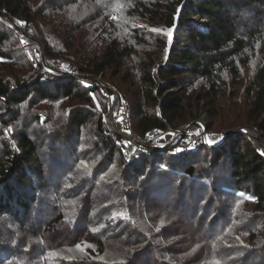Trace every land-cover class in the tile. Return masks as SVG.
<instances>
[{
    "label": "trees",
    "instance_id": "obj_1",
    "mask_svg": "<svg viewBox=\"0 0 264 264\" xmlns=\"http://www.w3.org/2000/svg\"><path fill=\"white\" fill-rule=\"evenodd\" d=\"M59 1L65 12L62 16L56 13L52 20L48 19L49 8L34 9L29 0H0V106L6 111L0 112V122L8 126L18 120L20 106L27 101L66 99L75 103L57 115L29 111L32 122L49 138L45 149L27 131L14 141L3 142L0 264H140L148 252H157L160 264H253L257 259L264 264V243L259 253H253L257 248L241 237L252 234L245 229L248 220L240 224L230 204L241 196L251 197L256 202L253 221L254 212L264 208V157L249 137L230 136L219 148L209 149L213 157L202 163L193 162L192 155L170 156L159 149L151 155L138 152L129 161L122 139L104 128V117L111 111L103 93L118 95L117 112L124 103L129 104L133 130L142 137L156 129L177 131L195 117L197 104L203 103L202 108L216 121L221 86L227 78L233 88L238 86L244 70L258 61L257 71L245 87V113L249 128L261 132L264 151V0H188L170 53L168 34L185 0ZM57 4L55 0L50 6ZM114 7L118 11L110 20ZM88 8L92 12L78 18ZM131 20L164 28L160 62L152 55L148 63L140 62L143 76L134 107L122 90L135 85V79L125 75L130 71H123L126 60L152 35L146 28L132 27ZM107 23L106 31L121 26L120 35L102 52L88 49L93 34L86 35V25L103 28ZM17 37L44 49V58L37 51L29 57V72H36L34 81H30L32 75L15 70L21 60L7 53L9 41ZM63 65L74 67L90 80L101 77L105 89L86 87L80 79L62 73ZM197 81L205 83L199 90L194 87ZM142 101L144 106L156 105V110L144 111ZM91 117L97 119L96 149L110 147L95 169L83 166L91 149L79 151L73 144L70 149L71 139L87 127ZM0 134L5 135L1 127ZM63 143L70 146L66 154L57 149ZM50 146L54 149L44 160L43 153ZM169 156L177 161L168 162ZM48 159L51 163L46 171ZM117 163L122 172L108 175ZM61 170L63 177L56 179ZM100 173L108 176L101 180ZM73 183L75 187H69ZM97 186L109 191L107 199L93 196ZM19 190L28 191L19 194ZM111 214H122L116 226L107 223ZM242 226L240 239L229 236Z\"/></svg>",
    "mask_w": 264,
    "mask_h": 264
},
{
    "label": "rangeland",
    "instance_id": "obj_2",
    "mask_svg": "<svg viewBox=\"0 0 264 264\" xmlns=\"http://www.w3.org/2000/svg\"><path fill=\"white\" fill-rule=\"evenodd\" d=\"M53 1H55V0H29L31 6L34 9H39L40 7L49 8L50 10L47 12V15H48V19H52V20H53V18H51V17H53V15H56V13H58L62 16L63 12H65V10L62 11L63 8L60 9V6L63 7V5H62V2H60L59 0H58V4L55 5L54 8H51L50 3ZM113 1L119 2V0H113ZM104 3H105V0H104ZM95 5H97V2H95ZM88 10L90 12H92V9L88 8L78 18L83 17ZM117 11H118V9L116 7L111 9L112 14H111L110 20L114 19V15H115V13H117ZM109 13H110V11H109ZM128 22L132 27H140V28L148 29V31L152 35L151 38H147L146 43H144V45L141 46V48L139 49V51L135 55L136 57L134 56L132 59L126 60L127 66H125L124 71H123L125 73L127 71H130V73H127L125 75H131L132 74L133 79H135V85H129L128 88L122 90V92L126 93L128 100L133 104V107H134L137 105L136 104L137 98L135 96L140 95L139 91H141V89L139 88L140 87V78H142V76H143L142 72L140 71V69L142 68L141 63L142 62L148 63L149 55L156 57V63L157 64L160 62L159 57H163L164 50L160 46V42H161L160 35L162 34V32H164V28L158 27L156 25H153L151 22H147L144 20L143 21H135V20L132 21L131 20ZM22 24L25 26V23H22ZM76 25H78V23H76ZM43 27L45 28V26H43ZM107 27H108V23L103 28H100L99 26L94 25V24H91V25L87 24L86 25V28H85L86 35H88L90 33L93 34V37H92V44L93 45L91 46V44H89L88 49L95 48L97 51L102 52L105 45L107 43H109L113 38L118 37L120 35V31H121L120 29H123L120 26V28H118V30L106 31ZM170 35H171V31L168 34V41H170ZM81 37L84 39V36H81ZM9 44H10V46L8 48L9 52H7V53L12 56V59L21 60V63L18 64V67H16L15 70H20L21 73L32 75V76L34 74H36V72H29V69H30V67H29L30 62H28L29 57H30L32 51L33 52L37 51V55L40 56V53H41V57L44 58L43 47L40 46L39 50H38L37 49L38 47L36 46L35 43L31 42L29 44L26 41L23 42V40H21V38H18V37H17V39L12 38L9 41ZM168 44H169V42H168ZM167 51H169V49ZM146 52H148L149 54L148 55L145 54ZM166 55H167L166 58H168V54H166ZM33 63L36 66L34 61H33ZM258 64H259L258 61H253L252 64L250 65V67L248 69L244 70V72H243L244 74L242 76V81L235 88H233V85L230 84V82H229L230 79H228V78L226 80V83H224L221 86V92H220V96L218 98V107H217V112H218L217 115L218 116L216 117V119H217L216 121L213 120L211 118V116L209 115V113L202 108L203 103L197 104L193 108V112L195 113V117L186 126L179 125L178 128H176L177 131H171V130L165 131L164 132L165 134L162 137L156 138L155 140H153V142H155L156 144H158V142H160L162 144V146H167V145H171L174 142L179 143L181 141V139H183L185 136H188V134H190V133H194V135L197 138V144L194 145V147L199 144V146L197 147L198 149L195 152H189V153H186L185 155H192V156H190L191 160L193 162L198 161L199 163H202L205 160L208 161V158H209V160L212 159L213 152L211 151L209 153V151L212 149L219 148V147L218 146L217 147H208L207 143L204 142V140H203V131H204L203 125L205 124V128L207 130L209 139L213 140L216 138L215 140H213V141H216V143H219L220 141H222L223 137H225V135L228 133H234V132H237L238 130H251V128H249V127H251V125L248 124V121L246 119V113H245V110L247 108V99H246L245 87L248 85V83L254 77L255 72L257 71V68L259 66ZM75 74H77V76H74V77L80 79L81 81H84V79H87L84 75H82L78 72H76ZM123 77L121 78V80L124 82ZM35 78L36 77L33 76V78L30 81H34ZM96 80H97L98 86L103 87L102 78L98 77L95 79V81ZM138 82H139V87L137 86ZM204 84L205 83L202 81H197L194 83V87L197 90H199V89H201L200 87H202ZM205 87H207V86H205ZM103 89H105V88L103 87ZM127 89H128V92H127ZM196 89H194V90H196ZM113 95L115 96V102L112 104H110V102H109L111 112H110V114L108 112L106 114V116L104 117V119H105L104 128L109 129V133H112L110 130L114 131L115 134H117L121 139H123V137L127 134L128 135L134 134V135H136L139 138L144 140L145 136L142 137L139 133H137L133 130L132 123H131V120L129 117V113L131 111V107L129 106V104L124 103L122 105V107L124 105H127L128 109H129L128 115L125 117L123 114V111L121 109H119L118 112L116 110L118 108V106L120 105V98L118 97V95H116L114 93H113ZM117 99H119L118 105L115 108H113ZM74 104L75 103L70 104V101H68L66 99H59V100L54 101V102L36 100L32 104L29 101H27L26 103H24L23 105L20 106L19 110L21 111V117L18 120H14L13 122H10L8 126H4L3 123L0 122V127L2 128V133H5V135L0 134V153L1 154L3 153V142L4 141H6L7 139L14 141L18 134H20L22 132H26V131L29 133V135L32 136V138L34 140H36V143L38 145H42V146H44L46 144L50 145L49 138H46V134H44L43 130L38 129L36 127L37 122H32V120L30 118L29 111H31V112H32V110L38 111V113H43L46 116L50 115L48 113L53 111V113L55 115H57V114H60L62 111H64V112L69 111V109ZM142 109L144 111H148V110L152 111V109L156 110V105L144 106V102L142 101ZM2 111L6 112L4 110V108H2L0 106V112H2ZM236 114H238V116L235 119ZM127 117H128V120L131 124V132L128 130V133L120 129L126 123ZM202 123H203V125H202ZM190 125H191V127L186 132H184V130ZM96 126H97V119L95 117H91L87 127H83L82 129L78 130L76 132V135L71 139V142H70L71 148H70V146L67 145L68 143L67 144L63 143L62 145L58 144L57 149L61 150L65 154L68 152L69 148L73 150L76 147V148H78L79 151L85 150L86 148L91 149L89 152H87L85 154L86 162H83V166L95 169L99 164V160L103 158L102 155L104 153L108 152V150L110 148L108 145L106 146L105 149L102 146H100V148H101V149H99L100 152L96 149V144L98 141V139H97L98 130H96ZM240 126H243V128H240ZM98 129H101V127ZM124 129H126L125 126H124ZM209 129L211 131H209ZM236 129H238V130H236ZM252 130H254V129H252ZM96 131H97V133H96ZM255 132L260 137L261 132L256 128H255ZM229 138L230 137L226 138L224 143L227 142V140ZM81 142L84 145H79ZM251 142L253 143L252 140H251ZM260 143H261V148H262L263 143L261 142V140H260ZM72 144L74 145V148L72 147ZM147 144L149 146H153L151 143H147ZM253 145H254V143H253ZM254 147H255V145H254ZM43 149H45V146L43 147ZM53 149L54 148L50 146L49 150H46V152L43 153L44 160L47 159V157L49 156V153L51 152L50 150H53ZM172 151H174V150H172ZM208 153H209V155H208ZM170 156H172V155H170ZM170 156L168 158V160H170V161H168V162L173 163L174 161H177L176 159H174V161H172L171 159H173V158H171ZM48 161L44 163L45 164L44 170H46V171L48 170L49 165L51 163V160L48 159ZM92 162H94V164H91ZM168 162H166L165 165L169 164ZM204 164H207L206 167L210 166V164H208V163H204ZM220 166L221 165H219V167ZM63 170H66V169L63 168ZM66 171H68V170H66ZM119 172H122L121 166L118 163L113 164L111 166V172L108 175H111L114 173H119ZM51 173L52 172H49L46 175H51ZM61 173H62V170L57 171V173L55 174V178L57 176L59 177L60 175L62 178L64 174L63 173L61 174ZM108 175L105 176L104 174L100 173L99 177L101 180H103ZM110 177H112V176H110ZM50 178H52V181L54 182V180H53L54 177H50ZM56 179H58V178H56ZM135 182H136L135 179H133L132 183L134 184ZM132 183L130 182V184H132ZM74 187H75V183H73V185H71V188H74ZM89 188H90V186H88V189ZM23 191H28V190H23ZM23 191L19 190L18 193L22 194ZM107 192H109V191L101 190V186H97L96 191L95 190L92 191L93 196L98 197V198L100 197L101 200L107 199V197L109 196V194ZM14 193H15V190H14ZM102 201H100L98 203L101 204V203H103ZM255 203L256 202L253 201V199L251 197L246 196V195L241 196L240 201H237L235 203L232 201L230 203L234 212H236V214L239 216L240 224H241V222H243V220H245V222L248 220V223L245 224V229L249 228L251 230L252 234L248 235V233H245V234L241 235L240 233H242V230H243V226H242L239 229L231 231L229 233V236L231 235V237L233 239H235V238L240 239L241 237H244L250 245H253V248H257L253 253H259L260 248H261L259 246L264 243V208L258 209V211L254 212V215L257 217H255V220L253 221V215L252 214H253V210L256 209V207L254 206ZM121 216H122V214H111L109 219L107 220V223H109V221H112L116 226L118 224V220ZM213 216H214V212H212L211 219L213 218ZM104 226H105V223H103L102 227H104ZM250 226H254L255 231H254V229L252 230ZM58 234H62L61 231ZM240 235H241V237H239ZM60 239H63V236H61ZM134 240H135V238H133V241ZM227 241L230 242L231 240H229V238H228ZM62 243H66V242L64 241ZM61 245L65 246L67 244H61ZM156 253L155 252H148L146 254L147 258H145L144 260H141L140 264H160V258L156 256L158 254V253L157 254ZM50 255H52V254H50ZM237 257H239V255L233 256V258H237ZM231 260H233V259H231ZM259 260L260 259L254 260L253 264L254 263L257 264L258 262H261ZM225 264H227V263H225ZM258 264H260V263H258Z\"/></svg>",
    "mask_w": 264,
    "mask_h": 264
},
{
    "label": "built area",
    "instance_id": "obj_3",
    "mask_svg": "<svg viewBox=\"0 0 264 264\" xmlns=\"http://www.w3.org/2000/svg\"><path fill=\"white\" fill-rule=\"evenodd\" d=\"M57 65L60 66V64H57ZM47 70L50 74H53V71H51L49 68ZM61 72L64 74H67L68 76H72V77L77 76V74H75L76 71L74 67L70 65H63ZM82 82L88 88H93L95 86H98L97 80L95 81V80H90V79H84V81ZM103 93L108 98L110 104L115 102V96L113 94H110L106 90H103ZM121 110L123 111V114L126 117L129 112L128 106L124 105L121 108ZM124 126L126 127V129H124ZM120 129L127 133H128V130L131 132V124L128 120V117L126 118V123ZM164 132L165 131L156 129L148 133L145 136L144 140L134 134L125 135L122 139V144H123V151L127 159L131 161L132 157L138 152L151 155L155 149H159L160 151H165V153H168L170 155H175V156L197 151L198 149L197 147L199 146V144L194 147V145L197 144V138L194 135V133L188 134V136H185L183 139H181L179 143L174 142L171 145H167V146H162L160 142H158V144L153 142V140H155L156 138L162 137L165 134ZM147 143H151L153 146H149ZM177 149H181L182 151H177Z\"/></svg>",
    "mask_w": 264,
    "mask_h": 264
},
{
    "label": "water",
    "instance_id": "obj_4",
    "mask_svg": "<svg viewBox=\"0 0 264 264\" xmlns=\"http://www.w3.org/2000/svg\"><path fill=\"white\" fill-rule=\"evenodd\" d=\"M187 1H188V0H185V2H184V3L182 4V6L180 7V9H179V11H178V14H177V16H176V22H175V25L172 27L171 35H170V41H169V53H170V51H171L172 45L174 44V35H175V32H176V30H177V28H178V25H179L180 15H181L182 10H183V8L185 7ZM169 53H168V56H169ZM118 102H119V99H117V101H116V103H115V105H114L113 108H115V107L118 105ZM194 123H195V122H194ZM202 125H203V123H202ZM190 127H191V125L188 126V127L184 130V132H186ZM203 127H204V131H203V140H204L205 143H207V141L209 140V137H208L207 130H206V128H205V124L203 125ZM237 134H244V135L248 136V137L253 141V143H254V145H255V148H256V150L258 151V153L264 157V151H263L262 148H261L260 137H259V135L255 132V130H241V131H237V132H235V133H228V134L225 135V137H223L222 141H220L219 143H216V141H214V143L211 144V145L207 143V146H208V147H217V146H220V145H222V144L224 143V141H225L226 138H228V137H230V136H232V135H237ZM121 135H122V134H121ZM215 139H216V138H215ZM215 139H213V140H215ZM213 140H212V141H213Z\"/></svg>",
    "mask_w": 264,
    "mask_h": 264
},
{
    "label": "snow or ice",
    "instance_id": "obj_5",
    "mask_svg": "<svg viewBox=\"0 0 264 264\" xmlns=\"http://www.w3.org/2000/svg\"><path fill=\"white\" fill-rule=\"evenodd\" d=\"M11 131V130H10ZM207 143L208 144H213L214 143V141H212L211 139H209L208 141H207ZM177 151H182L181 149H177ZM165 170H166V166H165ZM71 185H69V187H70ZM157 231H159V228H157Z\"/></svg>",
    "mask_w": 264,
    "mask_h": 264
}]
</instances>
